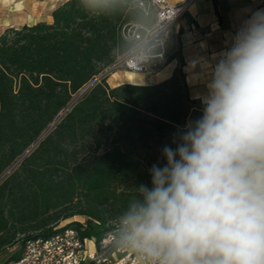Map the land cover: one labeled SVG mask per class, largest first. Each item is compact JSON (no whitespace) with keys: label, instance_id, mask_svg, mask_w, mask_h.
Masks as SVG:
<instances>
[{"label":"trees","instance_id":"trees-1","mask_svg":"<svg viewBox=\"0 0 264 264\" xmlns=\"http://www.w3.org/2000/svg\"><path fill=\"white\" fill-rule=\"evenodd\" d=\"M132 1L67 0L51 23L0 35V257L18 246L2 264L19 260L26 240L76 216L86 219L70 224L80 237L98 240L135 187H151L150 169L166 163L163 148H175L184 125L202 114L179 51L159 84L111 88L107 77L96 80L132 48L121 28L154 22L151 9Z\"/></svg>","mask_w":264,"mask_h":264},{"label":"clouds","instance_id":"clouds-1","mask_svg":"<svg viewBox=\"0 0 264 264\" xmlns=\"http://www.w3.org/2000/svg\"><path fill=\"white\" fill-rule=\"evenodd\" d=\"M208 76L201 116L114 218L113 243L138 264H264V9Z\"/></svg>","mask_w":264,"mask_h":264},{"label":"crops","instance_id":"crops-1","mask_svg":"<svg viewBox=\"0 0 264 264\" xmlns=\"http://www.w3.org/2000/svg\"><path fill=\"white\" fill-rule=\"evenodd\" d=\"M65 1L44 0L43 4L38 5L35 0H0V35L7 28L51 23L52 12ZM166 1L171 5L186 4L183 16L173 25L168 50L172 54L180 52L190 97L201 100L202 94L206 92L208 70L217 54L226 48L244 20L264 9V0H216V9L211 0ZM42 13L48 15L46 20L36 17ZM177 65V60H173L157 74H141L136 76L135 81L112 85L108 84L110 75L106 82L111 88L122 84L156 85L170 78Z\"/></svg>","mask_w":264,"mask_h":264},{"label":"built area","instance_id":"built-area-1","mask_svg":"<svg viewBox=\"0 0 264 264\" xmlns=\"http://www.w3.org/2000/svg\"><path fill=\"white\" fill-rule=\"evenodd\" d=\"M132 3L145 14L151 9L154 22L151 25L125 24L120 35L124 41L133 43L132 48L118 56L96 80L117 72L154 75L166 67L173 55L168 50L172 28L183 16L186 4L171 5L166 0H133ZM140 55L148 58L136 59ZM71 223L74 222H60L51 235L26 240L19 260L8 264H138L131 253L123 252L113 243V224L96 240L81 238Z\"/></svg>","mask_w":264,"mask_h":264},{"label":"rangeland","instance_id":"rangeland-1","mask_svg":"<svg viewBox=\"0 0 264 264\" xmlns=\"http://www.w3.org/2000/svg\"><path fill=\"white\" fill-rule=\"evenodd\" d=\"M27 2L29 0H26ZM38 5L43 4L44 0H35ZM47 14L42 13L41 15H37L36 17L46 20L47 19ZM141 75V74H136V73H130V72H117L115 73V75H111L108 78V84L112 85L116 82H130V81H135L137 80V77ZM137 76V77H136ZM80 94V93H79ZM78 94V95H79ZM77 95V96H78ZM76 98V97H75ZM70 222H81V223H86V219H84L83 217H73L72 219H70ZM18 249V246H15L11 249H7L6 251L3 252V254L0 257V264L4 263L6 260H8V258Z\"/></svg>","mask_w":264,"mask_h":264},{"label":"water","instance_id":"water-1","mask_svg":"<svg viewBox=\"0 0 264 264\" xmlns=\"http://www.w3.org/2000/svg\"><path fill=\"white\" fill-rule=\"evenodd\" d=\"M91 85H92V83L91 84H89L84 90H83V92L81 93V94H79L74 100H73V102L71 103V106L76 102V101H78L84 94H85V92L91 87Z\"/></svg>","mask_w":264,"mask_h":264},{"label":"bare ground","instance_id":"bare-ground-1","mask_svg":"<svg viewBox=\"0 0 264 264\" xmlns=\"http://www.w3.org/2000/svg\"><path fill=\"white\" fill-rule=\"evenodd\" d=\"M84 90V89H83ZM83 90L80 92V94L83 92Z\"/></svg>","mask_w":264,"mask_h":264}]
</instances>
